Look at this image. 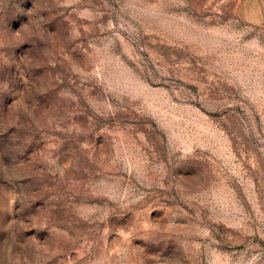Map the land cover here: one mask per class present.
<instances>
[{
	"label": "rangeland",
	"instance_id": "obj_1",
	"mask_svg": "<svg viewBox=\"0 0 264 264\" xmlns=\"http://www.w3.org/2000/svg\"><path fill=\"white\" fill-rule=\"evenodd\" d=\"M0 264H264V0H0Z\"/></svg>",
	"mask_w": 264,
	"mask_h": 264
}]
</instances>
